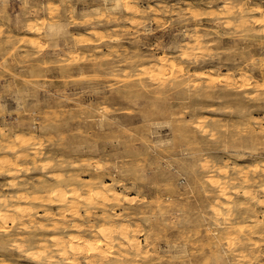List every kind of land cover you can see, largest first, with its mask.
<instances>
[{"label": "rangeland", "instance_id": "rangeland-1", "mask_svg": "<svg viewBox=\"0 0 264 264\" xmlns=\"http://www.w3.org/2000/svg\"><path fill=\"white\" fill-rule=\"evenodd\" d=\"M120 1L0 0V155L27 168L0 194L32 225L0 261L63 264L50 236L77 220L128 227L105 264H264V0Z\"/></svg>", "mask_w": 264, "mask_h": 264}, {"label": "bare ground", "instance_id": "bare-ground-1", "mask_svg": "<svg viewBox=\"0 0 264 264\" xmlns=\"http://www.w3.org/2000/svg\"><path fill=\"white\" fill-rule=\"evenodd\" d=\"M116 1V0H115ZM118 1V0H117ZM122 1V0H121ZM120 1V2H121ZM124 2V1H123ZM125 3H127V2H125ZM117 4V3H116ZM131 3L130 2H128L127 3V8H129L130 9V7L128 6V5H130ZM134 4H132V6H133ZM123 6V5H122ZM126 6V5H125ZM137 7V6H136ZM135 6H134V10H135V8H136ZM126 8V9H127ZM131 8H133V7H131ZM136 9H139L138 7L136 8ZM130 11H133V9L132 10H130ZM135 12H136V10H135ZM137 12H138V10H137ZM136 12V13H137ZM161 67V69H162V67L163 68H166V66H164L163 64H162V66H160ZM167 69V68H166ZM163 70V69H162ZM29 135V134H28ZM27 135V136H28ZM38 135V134H37ZM27 136H26V138H27ZM35 136V135H34ZM33 136V137H34ZM19 136H17L16 138H18ZM30 137V135L28 136V138L26 139L25 138V136L24 137H22V138H24V139H20V138H18V140H17V142H18V144L19 145H23L24 146V144H28L29 146H27V147H23V149H29V150H31V151H29L28 152V154L31 156V159H32V161H33V163H35V158H36V156L39 154V151H38V148L35 146V145H37L38 146V142L36 143L35 141H36V139H35V141H34V138H29ZM37 139H38V137H36ZM38 141H39V139H38ZM25 145V146H26ZM7 146V145H6ZM9 147H11V146H9ZM6 148V147H5ZM13 148V147H12ZM11 148V149H12ZM16 148V147H15ZM7 150L9 149V148H6ZM22 149V147L20 148V151H22L21 150ZM27 151V150H26ZM26 151H22V152H26ZM13 153V152H12ZM23 153V154H24ZM5 155V154H4ZM7 155V154H6ZM9 155V154H8ZM40 155V154H39ZM10 156V155H9ZM9 156H1L0 155V172H6V173H11V171H17V170H19V169H21V167H23L22 166V161H21V157L22 156H24V155H22L20 152H17V154H16V156L14 155V157H9ZM25 156H26V153H25ZM27 157H28V155H27ZM49 161V160H48ZM48 163V162H47ZM67 163V162H66ZM40 164H42V163H40ZM46 164V163H45ZM44 164V165H45ZM36 164H34V166H35ZM47 165V164H46ZM43 167V166H42ZM46 166H44L43 168H45ZM26 167H23V169H25ZM27 169V168H26ZM45 170H47V169H45ZM19 171H21V170H19ZM12 172V173H13ZM15 173V172H14ZM51 173V172H50ZM3 175V174H2ZM11 175V174H10ZM16 175V174H15ZM51 175V174H50ZM13 176H14V174H13ZM55 176V175H54ZM11 178H13V177H11ZM58 178V177H57ZM65 178V177H64ZM11 181L13 180V179H10ZM13 184V183H12ZM19 188H21V187H19ZM81 189V188H80ZM100 189V188H99ZM113 189V188H112ZM24 190V189H23ZM21 191V190H20ZM25 191V190H24ZM23 191V192H24ZM81 191V190H80ZM105 191V190H104ZM109 191H111V190H109ZM114 191V190H113ZM56 192H57V190H56ZM55 192V193H56ZM102 192V191H101ZM106 193V192H105ZM24 193H19V191L17 192V194H14V195H12V194H7V195H1L0 194V233L1 234H4L5 235V238H6V236H8L7 238H10L9 236H10V234H11V229L12 228H10L9 226H10V224H12V223H19L20 225H22V227H23V229H24V227L25 228H30L31 229V226L32 225H30V224H26L27 222L26 221H24V220H26V219H24L23 220V215H22V213H24L25 212V208H24V206H22V205H20L21 203L20 202H18V204L21 206V207H23L22 208V210L23 209H25L24 210V212H22V210H20L18 207H17V203H15L14 205H13V202L12 201H16V200H20V199H23V198H28L27 197V195H23ZM67 194H69V193H67ZM107 195H108V193H106ZM117 194V193H116ZM32 195H34V194H32ZM53 195H54V192H53ZM106 195V196H107ZM119 195V194H118ZM56 196V195H55ZM69 196V195H68ZM98 197H102V198H105L106 199V197H105V194H102V193H98V189H96V190H93L92 192L91 191H86L83 195H80L79 196V198L76 200V201H73L72 202V205H71V212L72 213H77L78 212V210H77V203H83L84 205L86 204V205H89V204H93V206H95V210H96V204L98 203L96 200H98ZM108 198H111L110 196L108 197ZM117 198V197H116ZM28 200V199H27ZM104 200V199H103ZM112 200H113V198H112ZM47 201V200H46ZM53 201H55V200H52V204H53ZM105 201V200H104ZM106 201H107V199H106ZM109 201V200H108ZM119 201H120V199H119ZM17 202V201H16ZM34 203V202H33ZM62 203H64V201L62 202ZM17 204V205H16ZM59 204V203H58ZM110 204V203H109ZM25 205H28V204H26L25 203ZM85 205V206H86ZM14 206V207H13ZM19 206V207H20ZM31 206V205H30ZM29 206V207H30ZM40 206V205H39ZM58 206V205H57ZM84 206V207H85ZM103 206H105V204L103 205ZM106 206H107V204H106ZM28 207V206H27ZM29 207H28V209H29ZM34 207V206H33ZM88 207V206H87ZM32 208V207H31ZM30 208V209H31ZM33 209V208H32ZM35 209V208H34ZM41 209V208H40ZM84 209V208H83ZM88 209H89V207H88ZM91 209V208H90ZM46 210V209H45ZM68 210H70V209H68ZM68 210H67V212H68ZM28 211H30L31 212V210H28ZM28 211H26V213H25V215L28 213ZM47 211V210H46ZM87 211V210H86ZM29 212V213H30ZM41 212H43V211H41ZM48 212V211H47ZM88 213H89V211H87ZM87 212H86V214H87ZM38 213V212H37ZM40 214V213H39ZM81 214V213H80ZM51 215H53V213H51ZM28 216H29V214H28ZM54 216H56L55 214H54ZM58 216V215H57ZM110 216V215H109ZM26 217V216H25ZM49 217V216H48ZM60 217V216H59ZM115 217H116V215H115ZM29 218V220L31 219V217H28ZM51 217H49V219H50ZM53 218V217H52ZM83 218V217H82ZM91 218V217H90ZM105 218V217H104ZM48 219V220H49ZM53 220V219H52ZM86 220H87V217H86ZM77 221V220H76ZM76 221H74V222H76ZM105 221V220H104ZM26 222V223H25ZM29 222H32V221H29ZM35 222V221H34ZM53 222H55L54 220H53ZM72 223V226L75 228V230H77L78 232L77 233H70V234H68L67 236H60V235H53V236H50L51 237V241H52V245L54 246V250L55 251H57L58 252V255H59V257L61 258V262L63 263V264H81L80 263V261L78 260V258H80V256H83V255H85V254H88V255H90V256H92V257H86L85 258V261H84V264H105V259H106V257H107V254H108V252L107 251H110L109 249H111V243H112V237L116 234H113L116 230H118V229H116V230H114V228L112 229V228H108V227H105V228H99V229H97V233H98V230H99V233L101 234V238H99L98 239V237L96 238V237H91V238H88L83 232H82V224L80 223V224H78V223ZM114 221H112V222H110L109 221V223H113ZM91 223H93V222H91ZM121 223H124V222H121ZM37 224V223H36ZM55 224V223H54ZM53 224V225H54ZM20 225H19V227H20ZM93 225V224H92ZM102 225V224H101ZM104 225V224H103ZM114 225V224H113ZM116 225V224H115ZM115 225H114V227H115ZM11 227H12V225H11ZM34 227H35V225H34ZM54 227H55V225H54ZM72 227V228H73ZM129 227H130V225H129ZM37 228H43V229H41V230H44V228H46L45 227V225L44 224H42V223H38L37 224ZM49 228H52V225H51V227H49ZM69 228V227H68ZM117 228V227H116ZM128 227H123V228H121L120 227V229L118 230V232H119V236H126V231L128 230L127 229ZM131 228V230H132V227H130ZM29 229V230H30ZM65 230L67 229L66 227L64 228ZM70 229H71V227H70ZM17 230V229H16ZM32 230V229H31ZM30 230V231H31ZM35 230H36V227H35ZM34 230V231H35ZM52 230H53V228H52ZM134 230V229H133ZM29 231V232H30ZM33 231V232H34ZM45 231V230H44ZM47 231H49V230H47ZM26 232V231H25ZM36 232V231H35ZM52 232V231H51ZM117 232V231H116ZM117 232V233H118ZM135 232V231H134ZM15 233V232H14ZM26 234V233H25ZM25 234H23L24 236H25ZM45 234V233H44ZM55 234V233H54ZM95 234V233H94ZM15 235H18V234H15ZM49 236V235H48ZM21 237V236H20ZM40 237V236H39ZM46 237V236H45ZM127 237V236H126ZM3 238V237H2ZM4 238V239H5ZM12 238H15V236L13 237L12 236ZM28 238V237H27ZM41 238V237H40ZM132 238H134V237H132ZM16 239V238H15ZM21 239H22V237H21ZM123 239H126V238H123ZM23 240V239H22ZM49 240V239H48ZM127 240V239H126ZM129 240V239H128ZM17 240H14V242H16ZM130 242L129 243H131V241L132 240H129ZM14 242H13V244H14ZM18 242V241H17ZM17 242L15 243V244H17ZM22 243H23V241H21ZM134 242V241H133ZM40 244H39V247H40V249H37L38 251V253L37 252H33V251H31V250H24L25 251V256H27V257H34V258H40V257H45V255H46V251L49 249V245L48 244H45V242H39ZM123 243V242H122ZM14 244V245H15ZM29 244V243H28ZM18 245V244H17ZM21 245V244H20ZM23 245H25V244H23ZM130 245V244H129ZM22 246V245H21ZM121 246V245H120ZM130 246H132V245H130ZM24 247V246H23ZM23 247H21V248H23ZM28 247V246H27ZM13 248V247H12ZM20 248V246L18 247V249ZM24 248H26V247H24ZM135 248V247H134ZM20 251H21V249H19ZM33 250V249H32ZM35 251V250H34ZM23 254V253H22ZM47 257V256H46ZM1 258V257H0ZM3 258V257H2ZM33 258V259H34ZM48 260H49V262H50V256H48ZM30 259V258H29ZM55 259V258H54ZM53 259V260H54ZM35 260V259H34ZM124 261V260H123ZM38 262V261H37ZM0 264H8V263H5V262H3V261H0Z\"/></svg>", "mask_w": 264, "mask_h": 264}]
</instances>
